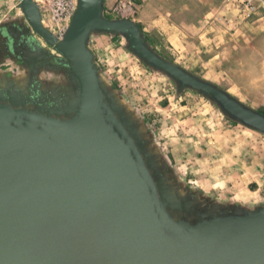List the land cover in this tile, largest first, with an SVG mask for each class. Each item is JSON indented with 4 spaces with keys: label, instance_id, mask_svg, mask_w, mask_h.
<instances>
[{
    "label": "water",
    "instance_id": "1",
    "mask_svg": "<svg viewBox=\"0 0 264 264\" xmlns=\"http://www.w3.org/2000/svg\"><path fill=\"white\" fill-rule=\"evenodd\" d=\"M103 4L78 0L60 38L35 0H21L31 27L7 28L32 39L24 59L41 47L31 29L52 45L51 64L74 87L34 107L28 89L0 83V264H264V206L215 213L183 203L104 86L90 36L125 35L152 68L262 133L264 113L164 58L138 23L107 18Z\"/></svg>",
    "mask_w": 264,
    "mask_h": 264
},
{
    "label": "rangeland",
    "instance_id": "2",
    "mask_svg": "<svg viewBox=\"0 0 264 264\" xmlns=\"http://www.w3.org/2000/svg\"><path fill=\"white\" fill-rule=\"evenodd\" d=\"M20 1L0 0V83L23 87L34 82L42 99L61 98L74 87L66 69L24 62L11 50L7 28L31 27ZM35 1L43 8L44 25L62 38L70 22L52 17L54 0ZM103 1L107 18L140 23L143 33L154 39L150 45L164 58L264 112V0H257L258 12L251 15L230 0ZM180 26L187 38L175 47L165 31L179 33ZM31 34L43 49L60 57L33 29ZM89 46L104 86L183 203L215 213L264 206V133L152 68L130 49L123 34L93 32Z\"/></svg>",
    "mask_w": 264,
    "mask_h": 264
},
{
    "label": "flooded vegetation",
    "instance_id": "3",
    "mask_svg": "<svg viewBox=\"0 0 264 264\" xmlns=\"http://www.w3.org/2000/svg\"><path fill=\"white\" fill-rule=\"evenodd\" d=\"M11 36H13V34ZM14 38H15L14 36L10 38L11 50L13 52H15V50H14L15 48H18L17 53L19 55L23 54L22 56L24 57L23 49H25V50L27 49L29 51V53L34 51V50H32V49H34V47H33V42H32L31 38H25L23 35L18 40L14 39ZM12 39L17 42V45H13ZM36 47H38V46H36ZM36 49H38V50L35 53H32V55L27 58L30 60V62L35 61V62H37V64H45V65H49V64L55 62V56L54 55L50 54L48 51L44 50L41 47H38ZM26 88L31 92V98H32V101L34 103L33 106L35 107V105L37 103L36 99L41 98L40 91L38 90V86L36 85V83L31 82L29 85H27Z\"/></svg>",
    "mask_w": 264,
    "mask_h": 264
},
{
    "label": "built area",
    "instance_id": "4",
    "mask_svg": "<svg viewBox=\"0 0 264 264\" xmlns=\"http://www.w3.org/2000/svg\"><path fill=\"white\" fill-rule=\"evenodd\" d=\"M230 2L237 4L243 11L248 12V15L258 12L257 0H230ZM77 8L78 0H54L50 13L54 19L70 22Z\"/></svg>",
    "mask_w": 264,
    "mask_h": 264
},
{
    "label": "crops",
    "instance_id": "5",
    "mask_svg": "<svg viewBox=\"0 0 264 264\" xmlns=\"http://www.w3.org/2000/svg\"><path fill=\"white\" fill-rule=\"evenodd\" d=\"M40 10H41V14H42V18L44 17V14H43V8L41 7L40 8ZM13 25H11V26H9L8 28H10V27H12ZM168 28V27H167ZM180 31H179V33H174L173 31H171L170 29L168 30V29H166L167 31H165V34H166V36H167V40L173 45V46H175V47H178V46H180V45H183V42L184 41H186V34L187 33H185L186 32V30H185V28H183L182 26H180ZM7 33V32H6ZM11 34V33H10ZM190 35V37H194V36H192V34H189ZM11 36V35H10ZM201 36V35H200ZM91 37V36H90ZM11 38V37H10ZM90 40V39H89ZM38 46H41L42 47V45L40 44H37ZM15 55H17L19 58H21L24 62H27V63H31L30 62V60L29 59H24L23 57H22V55L20 54H18L17 53V51H15V52H13ZM219 55H215V57H214V60H215V58L216 57H218ZM210 61H211V59H210ZM27 86L26 85H24L22 88H26ZM27 89V88H26Z\"/></svg>",
    "mask_w": 264,
    "mask_h": 264
},
{
    "label": "trees",
    "instance_id": "6",
    "mask_svg": "<svg viewBox=\"0 0 264 264\" xmlns=\"http://www.w3.org/2000/svg\"><path fill=\"white\" fill-rule=\"evenodd\" d=\"M138 25L142 28V26L140 25V23H138ZM144 34H145L146 40H147L150 44H152V43L154 42L153 37H152L149 33L144 32ZM260 111H261L262 113H264L262 110H260Z\"/></svg>",
    "mask_w": 264,
    "mask_h": 264
}]
</instances>
